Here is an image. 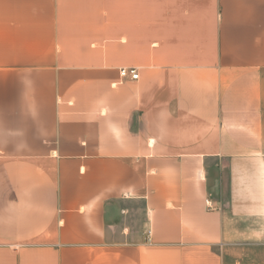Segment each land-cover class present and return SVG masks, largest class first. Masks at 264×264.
<instances>
[{
    "label": "crops",
    "instance_id": "obj_1",
    "mask_svg": "<svg viewBox=\"0 0 264 264\" xmlns=\"http://www.w3.org/2000/svg\"><path fill=\"white\" fill-rule=\"evenodd\" d=\"M0 264H264V0H0Z\"/></svg>",
    "mask_w": 264,
    "mask_h": 264
},
{
    "label": "built area",
    "instance_id": "obj_2",
    "mask_svg": "<svg viewBox=\"0 0 264 264\" xmlns=\"http://www.w3.org/2000/svg\"><path fill=\"white\" fill-rule=\"evenodd\" d=\"M120 77H121V82H125L127 80H133L136 81L139 79V72L137 69L134 68H122L120 70ZM206 205L209 210H218L212 203L211 200L206 201Z\"/></svg>",
    "mask_w": 264,
    "mask_h": 264
}]
</instances>
